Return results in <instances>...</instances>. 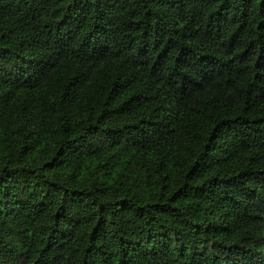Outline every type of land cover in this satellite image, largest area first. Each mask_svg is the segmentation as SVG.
<instances>
[{"label": "trees", "instance_id": "1", "mask_svg": "<svg viewBox=\"0 0 264 264\" xmlns=\"http://www.w3.org/2000/svg\"><path fill=\"white\" fill-rule=\"evenodd\" d=\"M0 264H264V0H0Z\"/></svg>", "mask_w": 264, "mask_h": 264}]
</instances>
